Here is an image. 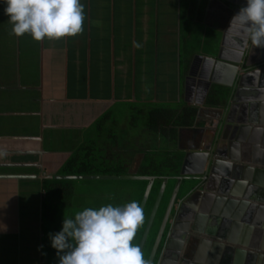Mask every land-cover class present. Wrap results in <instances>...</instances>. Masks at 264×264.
I'll use <instances>...</instances> for the list:
<instances>
[{
  "label": "crops",
  "instance_id": "0c3cea01",
  "mask_svg": "<svg viewBox=\"0 0 264 264\" xmlns=\"http://www.w3.org/2000/svg\"><path fill=\"white\" fill-rule=\"evenodd\" d=\"M231 1L82 0V33L39 42L13 36L0 4V264H45L53 176L69 174L115 108L172 105L178 147V129L200 107L194 56L221 44L225 3L235 10L245 0ZM263 53L254 47L252 59ZM255 83L238 95L248 108L231 115L244 133L220 145L235 166H218L208 188L190 195L197 230L175 238L192 242L194 264H264V84ZM145 152H134V165Z\"/></svg>",
  "mask_w": 264,
  "mask_h": 264
},
{
  "label": "water",
  "instance_id": "95a60500",
  "mask_svg": "<svg viewBox=\"0 0 264 264\" xmlns=\"http://www.w3.org/2000/svg\"><path fill=\"white\" fill-rule=\"evenodd\" d=\"M232 3L231 0H228ZM225 3L231 17L245 3L239 4L235 10ZM224 28L221 44L208 51L206 54L194 56L189 76L200 85V105L192 126L178 129V155L177 164L171 168L173 174L162 177L163 183L155 200L152 211L148 217L141 241L140 249L144 248L147 236L155 220L161 199L169 180L176 181V187L170 198L164 218L159 227L156 240L152 247L149 264H179L182 254L187 250L188 244L180 242L174 244L176 236L185 235L190 229L197 230V217L187 205L190 204L191 194L208 188L211 174L218 166H235L232 159L223 160L220 145L227 138L243 134V127L234 124L231 115L238 106L248 108L247 104L239 105L238 95L245 92L248 86L256 85V80L264 84V53L259 60H253L251 42L246 37L237 33L235 27ZM234 33V34H231ZM247 41V42H245ZM188 141V143L185 142ZM189 141L192 143L189 144ZM54 178H91V179H144L148 185L140 201L144 212L155 176L147 175H112V174H64L54 175ZM147 193V195H145ZM191 220H194L192 223ZM249 226L248 229H251ZM182 232V233H181ZM189 250V249H188ZM191 264H194L193 262Z\"/></svg>",
  "mask_w": 264,
  "mask_h": 264
},
{
  "label": "clouds",
  "instance_id": "9594fccd",
  "mask_svg": "<svg viewBox=\"0 0 264 264\" xmlns=\"http://www.w3.org/2000/svg\"><path fill=\"white\" fill-rule=\"evenodd\" d=\"M0 4L16 37L62 41L84 30L82 0H0ZM233 27L252 48H264V0H245L227 29ZM143 221L136 200L83 207L72 216L64 215L60 230L48 233V239L56 250L57 264H149L140 246L133 243Z\"/></svg>",
  "mask_w": 264,
  "mask_h": 264
},
{
  "label": "rangeland",
  "instance_id": "374dc122",
  "mask_svg": "<svg viewBox=\"0 0 264 264\" xmlns=\"http://www.w3.org/2000/svg\"><path fill=\"white\" fill-rule=\"evenodd\" d=\"M132 115L136 118L135 124ZM111 116L110 120L105 119L100 131L96 127L93 131L97 142L93 154L95 159L94 174L155 176L143 212V224L137 229L133 240V243L139 245L147 223L146 220H148L164 181L161 178L173 174L171 168L178 162V147L176 144H171V141L169 142L161 134L155 135L150 130L142 132L145 124H148L145 115L139 116L135 111L130 113L127 108L117 107ZM139 149L146 151V154L144 160L139 164L137 161L136 166L133 163L135 161L134 152ZM54 180L62 186L56 194L51 192L49 198L48 216L50 220L47 221L44 228L45 264H57L56 250L50 246L48 233L60 230L64 215L72 216L83 207H97L105 203L123 205L132 200L140 203L148 185V181L144 179L54 178ZM175 187L176 181L169 180L142 252L146 259L154 245Z\"/></svg>",
  "mask_w": 264,
  "mask_h": 264
},
{
  "label": "trees",
  "instance_id": "16d2710c",
  "mask_svg": "<svg viewBox=\"0 0 264 264\" xmlns=\"http://www.w3.org/2000/svg\"><path fill=\"white\" fill-rule=\"evenodd\" d=\"M171 107L172 105L169 104H162L157 106V104L148 103L143 108L136 110L135 113L139 116L145 115V118L148 121L147 129L153 132L155 135L161 134L170 142L172 140H175L176 137V129L171 126V122L176 115V109H173ZM104 120L105 119L101 121ZM135 120L136 118L135 116H133V121ZM100 130L101 129H99V131ZM96 145V140L95 143L85 142L77 151L75 158L67 164L66 168L69 167L67 173L94 174L95 171L93 167H95V159L93 157V154ZM72 165L76 166L72 167ZM60 187L61 185L59 186V184H54L49 190H51L52 193L56 194L59 191Z\"/></svg>",
  "mask_w": 264,
  "mask_h": 264
},
{
  "label": "flooded vegetation",
  "instance_id": "af4514ba",
  "mask_svg": "<svg viewBox=\"0 0 264 264\" xmlns=\"http://www.w3.org/2000/svg\"><path fill=\"white\" fill-rule=\"evenodd\" d=\"M145 210V209H144ZM146 222H147V220H146ZM151 231V230H150ZM150 231H149V233H150ZM149 235V234H148ZM148 237V236H147ZM145 244H146V242H145ZM174 244H175V246L178 244L177 242H174ZM187 244H188V247H187V250L182 254V258H181V261L179 262V264H191L192 263V259H193V253H192V250H193V248H194V246L192 245V242L191 241H189V242H187ZM145 246V245H144ZM144 249V248H143ZM189 249V250H188ZM152 250V249H151ZM142 252H143V250H142ZM150 253H151V251L149 252V256H150ZM149 256H148V259H149ZM147 259V260H148ZM155 260H156V257L154 258V260H153V263L152 264H154L155 263Z\"/></svg>",
  "mask_w": 264,
  "mask_h": 264
}]
</instances>
